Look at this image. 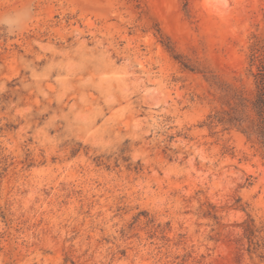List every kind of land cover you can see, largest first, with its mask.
<instances>
[{
  "label": "rangeland",
  "instance_id": "1",
  "mask_svg": "<svg viewBox=\"0 0 264 264\" xmlns=\"http://www.w3.org/2000/svg\"><path fill=\"white\" fill-rule=\"evenodd\" d=\"M0 264H264V0H0Z\"/></svg>",
  "mask_w": 264,
  "mask_h": 264
},
{
  "label": "trees",
  "instance_id": "2",
  "mask_svg": "<svg viewBox=\"0 0 264 264\" xmlns=\"http://www.w3.org/2000/svg\"><path fill=\"white\" fill-rule=\"evenodd\" d=\"M264 79H262V82ZM256 107L258 109L259 124L255 126V133L262 139L264 144V87L258 96Z\"/></svg>",
  "mask_w": 264,
  "mask_h": 264
},
{
  "label": "clouds",
  "instance_id": "3",
  "mask_svg": "<svg viewBox=\"0 0 264 264\" xmlns=\"http://www.w3.org/2000/svg\"><path fill=\"white\" fill-rule=\"evenodd\" d=\"M24 13H12L0 18V24L5 25L9 30H15L23 21Z\"/></svg>",
  "mask_w": 264,
  "mask_h": 264
}]
</instances>
